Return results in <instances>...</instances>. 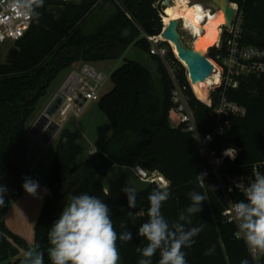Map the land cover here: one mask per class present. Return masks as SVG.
Segmentation results:
<instances>
[{
	"label": "trees",
	"instance_id": "obj_1",
	"mask_svg": "<svg viewBox=\"0 0 264 264\" xmlns=\"http://www.w3.org/2000/svg\"><path fill=\"white\" fill-rule=\"evenodd\" d=\"M238 5L242 16V42L264 49V0H229ZM156 0H44L38 21L33 18L29 30L14 42L18 53L13 62H0V185L8 189L5 204L0 207V264H20V250L39 245L45 264H51L47 255L48 231L58 218L69 197L88 193L106 202L112 214L114 228L119 235L128 230L129 242L117 241L121 264H138L142 258L137 248L147 241L139 237V226L146 222L148 195L158 185L147 182L137 192V206L129 209L127 197L114 198L103 186L102 179L113 166H141L149 173L158 172L170 181L171 196L162 207L163 215L173 222L191 203L189 193L196 191L206 196L202 211L192 217L187 227L205 225L194 237L195 243L186 248L188 264H264V255L254 261L244 240L236 237V226L223 220L226 207L224 196L207 159L201 155L196 140L182 126L173 127L169 113L173 106V83L162 60L150 54V43L141 37L137 25L149 21L162 26L161 6ZM51 5H63L65 12L58 19L48 13ZM108 7L109 13L94 28L87 21L97 9ZM130 46L143 56V61L128 58L111 73L112 89L101 95L97 107L111 123L112 133L96 152L83 157V146L77 131L65 128L50 167L49 193L35 226V240L27 241L11 231L5 215L11 203L24 191L30 166L26 161L29 145L26 142L27 121L37 108L58 75L75 62H97L113 59ZM217 50L212 48L209 57ZM177 77L187 87L189 104L194 109L198 125L207 130L210 108L198 98L204 96L200 84L190 85L187 70L174 52H169ZM192 86V87H191ZM193 88V89H192ZM223 85L213 89L214 99ZM197 94L196 97L194 92ZM229 100L247 108L243 117L231 116L233 128L216 136L212 147L238 149L235 159L228 158L221 172H248L254 163L264 161V73L240 79L237 89L227 88ZM205 172L203 185L200 176ZM75 177V182L63 192V185ZM244 200L243 193L232 195ZM135 213L130 218L128 212ZM126 224L122 228L121 224ZM212 255H205L209 248ZM159 253L152 257L158 264Z\"/></svg>",
	"mask_w": 264,
	"mask_h": 264
},
{
	"label": "clouds",
	"instance_id": "obj_2",
	"mask_svg": "<svg viewBox=\"0 0 264 264\" xmlns=\"http://www.w3.org/2000/svg\"><path fill=\"white\" fill-rule=\"evenodd\" d=\"M4 0H0L3 3ZM44 0H11L8 7L25 19H39ZM226 155L235 156V149H227ZM199 177V176H198ZM201 178V177H200ZM170 181H165L154 188L147 199V221L138 228V236L143 237L147 244L137 248L141 259L138 264H153L152 257L159 253L158 264H188L186 248L195 243L194 237L203 231L205 225L187 227L192 224V217L202 211V203L206 196L196 191L190 192L191 203L178 215L177 220L169 222L163 215L162 207L171 196ZM237 184L236 187H240ZM25 192L35 196L39 183L25 178L22 185ZM8 189L0 185V207L5 204ZM121 191L127 197L129 209L137 206L136 189L126 185ZM231 191V189H229ZM244 200L232 204L237 235L254 253L264 254V174L254 173V179L243 187ZM130 218L135 213L128 212ZM126 228V224H121ZM48 259L51 264H118L120 252L117 241L129 242L132 233L128 230L117 234L112 221L109 205L100 198L83 193L69 197L58 218L48 231ZM215 248H209L205 255H212ZM20 264H45L44 253L39 245L26 249ZM241 264H248L242 260Z\"/></svg>",
	"mask_w": 264,
	"mask_h": 264
},
{
	"label": "built area",
	"instance_id": "obj_3",
	"mask_svg": "<svg viewBox=\"0 0 264 264\" xmlns=\"http://www.w3.org/2000/svg\"><path fill=\"white\" fill-rule=\"evenodd\" d=\"M170 1L172 2L173 0ZM10 2L11 0H4L3 3H0V43H4L8 40L15 42L22 38L29 30L33 20L16 15L14 11L8 7ZM190 3L193 4L192 0H190ZM156 6H161L162 8L168 5L164 0H156ZM207 9L211 10L210 8ZM165 11L166 10L162 8L159 13L162 26L158 33L151 34L148 33L144 27L137 26L140 30L141 37L145 38L150 43V54L157 55L162 60L172 80L173 106L169 113V121L173 127L182 126L183 129L190 132L196 140L200 153L207 159L208 165L215 175L224 196L226 207L222 214L223 220L227 223H233L236 226L232 204L238 201L234 200L232 195L235 192L243 193V187L254 179L255 172L258 171L264 174V161L254 163L248 172H221V169L225 166L226 160L228 158L235 159L239 151L236 148H231L235 149V156L233 158L225 154L226 150L230 148L219 151L214 149L212 144L215 142L216 136L229 133L232 130L233 123L230 119L231 116L243 117L246 115L247 108L236 101L229 100L225 91L227 88L237 89L240 79L242 78L264 73V49L253 45H246L242 42L241 31L243 18L238 14L237 10L233 25L230 28L222 27L220 41L213 47L217 50L216 56L212 60L208 57L215 66L214 73H220V82L210 87V100L208 102L198 98L194 93L199 100L210 108V124L207 130H203L198 125L194 109L189 104L190 98L186 93L187 87L182 85L179 81L175 66L168 56L171 50L173 52L175 51L173 47H170V41L162 36L167 26L164 21ZM211 11L216 13L213 10ZM180 20L179 28L182 29L183 19ZM109 76L111 75L96 70L91 63L83 62L80 70L71 71L64 82L61 88L64 99L56 113L59 112L63 118H67L70 112L78 114L83 106V102L98 101L101 97V88ZM187 78L189 80L188 73ZM221 85H223L224 88L218 94V99L215 100L212 91L214 88L220 87ZM51 120H53V117ZM96 151L97 149L91 153ZM134 171L137 177L144 182H155L157 185H160L167 181L158 172L149 173L141 166H135ZM205 176V172L199 176L202 185ZM240 183L241 186L236 187V185ZM229 189H231V191H229ZM236 237L242 239L237 235V227ZM248 251L256 262L264 255L262 253H254L249 248Z\"/></svg>",
	"mask_w": 264,
	"mask_h": 264
},
{
	"label": "rangeland",
	"instance_id": "obj_4",
	"mask_svg": "<svg viewBox=\"0 0 264 264\" xmlns=\"http://www.w3.org/2000/svg\"><path fill=\"white\" fill-rule=\"evenodd\" d=\"M164 1L166 2V0ZM196 2H202V5L205 4L204 7L207 5L205 0H192V3ZM166 7L167 6H163L162 8L166 10ZM109 10L108 7L102 10L97 9L94 14L88 18L87 26L89 28H94L105 19ZM182 29L184 28L182 27ZM182 33L185 41L192 45L195 37L191 32L182 30ZM170 47H173V45H170ZM12 48H14V41L12 40L0 43V62H5L7 60L8 53ZM175 53L176 52H174V54ZM128 58L143 61V56L139 51L130 46L124 53L116 58L91 62V65L94 66L96 70L111 75V73L120 67L125 59ZM210 59L212 60L213 58ZM82 64V61H77L58 75V77L51 83L47 94L41 98L34 113L27 121L26 142L29 145V150L26 154V161L30 166V174L28 178L37 181L39 183V188L35 196L29 195L24 190L21 196L17 199L18 201L15 200L11 203L9 210L5 215V223L10 230L12 229L15 233L20 234L30 246L35 240V226L41 215L45 199L49 193L48 180L50 167L60 141V131L68 128L78 132V142L84 149L83 157L92 154V151L100 148L112 133L111 123L107 116L98 109L97 101H90L83 102V106L79 113L70 112L67 118H63L59 112L54 114L53 121L59 125V128L55 134L49 137L51 140L48 145H45V142L40 141L31 134V128L35 124V118L41 116L51 102L50 99L55 92L57 94L62 92L61 88L71 71L80 70ZM200 86L203 88L204 92L208 90L202 85ZM112 87L113 83L111 76H109L101 88L100 94L103 95L109 92ZM102 183L107 187L109 194L114 198L125 196L121 189L126 185L135 188L136 192H138L144 189L148 184L147 182L141 181L128 167L118 165L110 168L108 175L102 179ZM118 264H121V261H119Z\"/></svg>",
	"mask_w": 264,
	"mask_h": 264
},
{
	"label": "water",
	"instance_id": "obj_5",
	"mask_svg": "<svg viewBox=\"0 0 264 264\" xmlns=\"http://www.w3.org/2000/svg\"><path fill=\"white\" fill-rule=\"evenodd\" d=\"M208 8L215 12H222L224 18L223 28H230L235 20L238 6L233 3H230L229 0H205ZM171 3L170 0H166V4L169 5ZM65 12V7L63 5H51L48 8V13L55 16L56 19L60 18L62 14ZM181 20L173 19L171 20L165 30L162 33V36L175 44L178 58L180 61L184 63L187 68L188 77L191 79V83H199L206 81L209 77H211L214 73L215 66L209 60V52L206 51L202 47H197L196 43L190 45L184 39L182 30L179 28ZM144 29L148 33H158L161 29L157 25L155 21H149L144 24ZM18 50L16 48H12L8 53V61L13 62ZM65 91V90H64ZM64 96L62 93H58L46 107L44 112L35 122V124L31 128V134L35 137H39L41 139L47 138L50 134H54L56 129L59 128V125L56 124L51 118L56 113L58 107L63 102ZM75 175L69 179L62 188V191L65 192L69 186L75 182Z\"/></svg>",
	"mask_w": 264,
	"mask_h": 264
},
{
	"label": "bare ground",
	"instance_id": "obj_6",
	"mask_svg": "<svg viewBox=\"0 0 264 264\" xmlns=\"http://www.w3.org/2000/svg\"><path fill=\"white\" fill-rule=\"evenodd\" d=\"M201 3L191 4L190 0H173L166 7L164 21L168 24L173 19H183V30L191 32L195 37L194 41L197 47H202L208 51L220 41L224 18L222 12L213 13L204 7V3V5ZM170 43L178 55L175 44L171 41ZM189 80L191 83L190 78ZM220 80V73L215 72L206 81L198 83L208 89L204 92L205 97H209V88L214 84H218ZM193 84L195 83H191V85Z\"/></svg>",
	"mask_w": 264,
	"mask_h": 264
},
{
	"label": "crops",
	"instance_id": "obj_7",
	"mask_svg": "<svg viewBox=\"0 0 264 264\" xmlns=\"http://www.w3.org/2000/svg\"><path fill=\"white\" fill-rule=\"evenodd\" d=\"M206 8H208V7H206ZM98 62V61H97ZM57 95V93L55 92L53 95H52V97H51V99H50V101L55 97ZM38 118H39V116H38ZM37 117L35 118V121L34 122H36L37 121V119H38ZM34 124V123H33ZM61 132V131H60ZM37 139H39L40 141H42V142H45V145H48L49 144V142H50V140H51V138H45V139H41V138H39V137H36ZM98 149V148H97ZM113 167H115V166H113ZM112 168V167H111ZM135 175H136V173H135V171H134V168H132V167H128ZM109 173V172H108ZM108 175V174H107ZM137 176V175H136ZM104 186V185H103ZM104 188H105V191L109 194V190L107 189V187H105L104 186ZM110 195V194H109ZM18 201V200H17ZM12 230V229H11ZM13 231V230H12ZM14 233H15V231H13ZM16 234H18V233H16ZM18 235H20V234H18ZM21 236V235H20ZM23 254H24V251L23 250H20V256H23Z\"/></svg>",
	"mask_w": 264,
	"mask_h": 264
},
{
	"label": "flooded vegetation",
	"instance_id": "obj_8",
	"mask_svg": "<svg viewBox=\"0 0 264 264\" xmlns=\"http://www.w3.org/2000/svg\"><path fill=\"white\" fill-rule=\"evenodd\" d=\"M57 130H58V129H56V131H57ZM56 131H55V133H56ZM55 133H54V134H55ZM52 135H53V134H52ZM52 135L50 134L49 136H47V138L51 137Z\"/></svg>",
	"mask_w": 264,
	"mask_h": 264
},
{
	"label": "snow or ice",
	"instance_id": "obj_9",
	"mask_svg": "<svg viewBox=\"0 0 264 264\" xmlns=\"http://www.w3.org/2000/svg\"><path fill=\"white\" fill-rule=\"evenodd\" d=\"M199 19V18H198Z\"/></svg>",
	"mask_w": 264,
	"mask_h": 264
}]
</instances>
